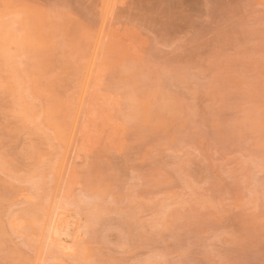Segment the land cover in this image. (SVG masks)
I'll return each instance as SVG.
<instances>
[{"label": "rangeland", "instance_id": "rangeland-1", "mask_svg": "<svg viewBox=\"0 0 264 264\" xmlns=\"http://www.w3.org/2000/svg\"><path fill=\"white\" fill-rule=\"evenodd\" d=\"M0 264H264V0H0Z\"/></svg>", "mask_w": 264, "mask_h": 264}, {"label": "bare ground", "instance_id": "bare-ground-1", "mask_svg": "<svg viewBox=\"0 0 264 264\" xmlns=\"http://www.w3.org/2000/svg\"><path fill=\"white\" fill-rule=\"evenodd\" d=\"M99 50V49H98Z\"/></svg>", "mask_w": 264, "mask_h": 264}]
</instances>
